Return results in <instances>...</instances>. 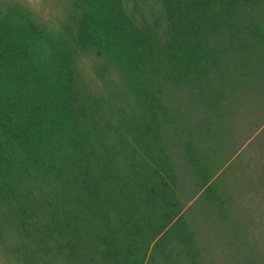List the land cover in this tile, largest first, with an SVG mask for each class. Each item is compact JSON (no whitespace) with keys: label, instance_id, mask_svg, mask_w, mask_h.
Returning <instances> with one entry per match:
<instances>
[{"label":"trees","instance_id":"1","mask_svg":"<svg viewBox=\"0 0 264 264\" xmlns=\"http://www.w3.org/2000/svg\"><path fill=\"white\" fill-rule=\"evenodd\" d=\"M73 9L52 30L0 4V238L44 264H199L187 216L198 200L203 216L225 205L211 155L264 86V0Z\"/></svg>","mask_w":264,"mask_h":264},{"label":"rangeland","instance_id":"2","mask_svg":"<svg viewBox=\"0 0 264 264\" xmlns=\"http://www.w3.org/2000/svg\"><path fill=\"white\" fill-rule=\"evenodd\" d=\"M149 1L157 17V0ZM9 2L21 3L52 30L64 28L75 13L73 0H0V4ZM138 8L147 14L152 11L146 6ZM79 54L82 69L98 88L102 84L96 79L94 58L88 53ZM247 86L243 85V89ZM244 102L235 127L219 137L218 148L211 155L214 171L225 166L224 175L216 184L225 202L223 209H210L203 216L200 207L204 202L197 199L194 210L188 212V220L200 223L199 242L203 250L198 254L199 264H264V86L246 95ZM186 190L179 197L189 207L193 204L192 192ZM19 245L13 237L0 238V264L45 263L42 249L30 246V251L36 253L35 257L29 253L33 260L30 262L24 259Z\"/></svg>","mask_w":264,"mask_h":264}]
</instances>
